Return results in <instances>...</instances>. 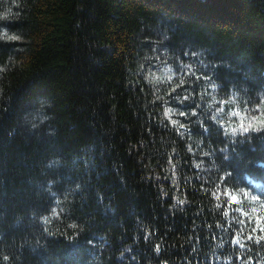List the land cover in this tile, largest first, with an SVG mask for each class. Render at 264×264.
Masks as SVG:
<instances>
[{
  "label": "trees",
  "instance_id": "16d2710c",
  "mask_svg": "<svg viewBox=\"0 0 264 264\" xmlns=\"http://www.w3.org/2000/svg\"><path fill=\"white\" fill-rule=\"evenodd\" d=\"M261 228L264 0H0V264H264Z\"/></svg>",
  "mask_w": 264,
  "mask_h": 264
},
{
  "label": "snow or ice",
  "instance_id": "6c2138e0",
  "mask_svg": "<svg viewBox=\"0 0 264 264\" xmlns=\"http://www.w3.org/2000/svg\"><path fill=\"white\" fill-rule=\"evenodd\" d=\"M182 115H187V114L183 113ZM221 189H223V185H221ZM228 195H230L231 200L234 201V202L238 199V197L236 195H232L230 192L228 193ZM260 198L261 197H259V196L254 197V199H260ZM259 231H264V228L259 229ZM248 239H252V237L249 236ZM230 242L237 244L239 247H244V245L240 244L239 237L236 236L235 234L231 237Z\"/></svg>",
  "mask_w": 264,
  "mask_h": 264
}]
</instances>
